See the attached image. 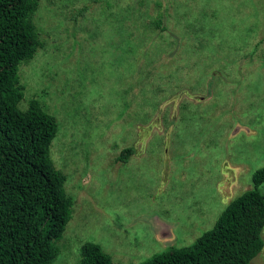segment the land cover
<instances>
[{"label":"rangeland","instance_id":"obj_1","mask_svg":"<svg viewBox=\"0 0 264 264\" xmlns=\"http://www.w3.org/2000/svg\"><path fill=\"white\" fill-rule=\"evenodd\" d=\"M32 21L19 107L55 116L50 157L73 199L52 264H78L87 241L115 264L190 245L253 188L264 0H39Z\"/></svg>","mask_w":264,"mask_h":264},{"label":"trees","instance_id":"obj_2","mask_svg":"<svg viewBox=\"0 0 264 264\" xmlns=\"http://www.w3.org/2000/svg\"><path fill=\"white\" fill-rule=\"evenodd\" d=\"M39 0H0V264H52L71 218L65 175L50 157L55 116L37 99L19 107V65L41 46L32 15ZM133 147L121 151L127 161ZM264 167L253 188L224 208L215 225L192 244L155 253L139 264H250L264 247ZM78 264H115L100 244L87 241Z\"/></svg>","mask_w":264,"mask_h":264}]
</instances>
